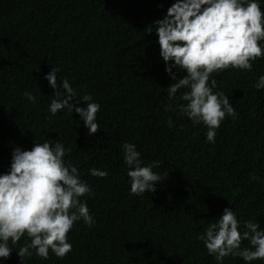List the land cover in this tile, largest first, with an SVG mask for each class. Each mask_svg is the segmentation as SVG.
<instances>
[{"label":"trees","instance_id":"16d2710c","mask_svg":"<svg viewBox=\"0 0 264 264\" xmlns=\"http://www.w3.org/2000/svg\"><path fill=\"white\" fill-rule=\"evenodd\" d=\"M172 2L0 0V172L14 146L60 140L93 189L82 199L95 225L74 224L72 251L63 259L34 255L22 264H215L196 237L225 207L264 227V90L253 87L264 59L251 72L216 74V90L230 96L237 118L227 117L215 143L207 142V129L179 111L182 101L164 110L171 79L155 33L146 31L155 30L153 22ZM52 67L59 69L58 82L67 78L79 95L90 93L101 104V128L93 135L76 124L75 111L47 112L54 90L44 75ZM125 141L136 145L144 164L156 161L154 171L168 174L155 193H129ZM91 167L108 176H89ZM5 264H20L15 250ZM224 264L244 262L229 257Z\"/></svg>","mask_w":264,"mask_h":264},{"label":"clouds","instance_id":"9594fccd","mask_svg":"<svg viewBox=\"0 0 264 264\" xmlns=\"http://www.w3.org/2000/svg\"><path fill=\"white\" fill-rule=\"evenodd\" d=\"M153 23L155 30L146 32L155 33L159 57L171 79L164 89V110H171L176 100L182 101L181 114L194 126L203 125L206 141L215 143L222 122L227 117L237 118L230 96L216 90L215 76L226 70L251 72L253 63L264 59V0H173L162 18ZM58 71L52 67L44 75L54 90L47 112L55 117L75 111L79 117L76 124L82 122L86 135H93L101 128L97 118L101 104L90 93L79 95L67 78L58 82ZM181 71L184 74L177 75ZM253 87L264 90V74ZM24 97L29 102L37 100L28 91ZM121 149L129 193H155L157 184L168 174L154 171L159 167L156 161L144 164L134 143L125 141ZM71 151L63 141L50 144L46 139H33L30 149L13 147L5 171L0 172V264H5L13 250L20 264L34 255L48 260L50 253L63 259L73 248L68 234L74 224L95 225L94 214L82 199L91 196L93 189L73 164ZM88 175L105 178L108 172L91 167ZM196 239L215 264H224L229 257L244 264L264 261V227L256 219L241 221L232 207H225ZM243 242L247 246L242 247Z\"/></svg>","mask_w":264,"mask_h":264}]
</instances>
